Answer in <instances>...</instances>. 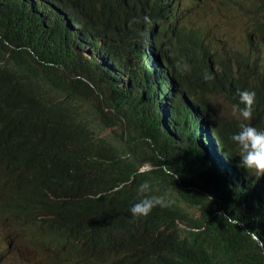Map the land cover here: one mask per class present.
Here are the masks:
<instances>
[{
	"label": "trees",
	"instance_id": "trees-1",
	"mask_svg": "<svg viewBox=\"0 0 264 264\" xmlns=\"http://www.w3.org/2000/svg\"><path fill=\"white\" fill-rule=\"evenodd\" d=\"M249 1L247 19L253 23L264 12V0ZM17 2L0 0V188L6 174L14 177L20 188L43 178L39 189L30 195L26 207L29 217L18 223L24 244L44 250L48 261L60 250L70 248L66 263L73 264L78 251L71 246L80 244L81 238L118 222L128 236L136 227L135 222L126 221L134 201L141 196H162L164 192L155 191L154 184L149 185L148 193L139 190V185L146 183L135 171L137 158L127 156L126 145L93 141L101 128L111 129L112 134L119 128L127 136L125 143L133 140L144 146L147 159L154 156L152 150H165L170 155L176 164L167 165L173 175L166 174L161 165L156 167L162 183L186 180V187L195 184L205 196L212 197L208 200L182 191L173 202L162 198L164 206L154 207L146 216L149 229H169L170 235L160 239L166 255L187 250L193 264H264V221L234 210L221 199L222 184L211 170L189 166L185 161L166 134V118L156 116L140 93L143 62L136 47L122 40L107 50L97 49L95 52L102 53L105 60L99 65L90 62L81 49L71 48L68 62L63 63L60 56L54 60L55 67L42 65L34 53L37 60L13 45L22 43L28 34V15L16 11L9 38L8 24ZM177 28V24L156 28L153 39L158 41ZM38 50L46 58L57 56L50 45H39ZM212 73L217 76L212 77ZM167 74L165 67L156 72L157 77ZM262 74L263 59L244 53L241 58L217 61L213 54L207 64L180 81L182 88L199 101L204 118L220 128L230 121L217 113L212 97L232 104V94L252 78L256 85L258 79L254 77ZM202 128L208 129L205 124ZM235 168L225 171L231 173ZM235 179L229 181L232 187L243 182L240 177ZM256 186L261 188L259 183ZM97 194H101L99 200L104 205L87 197ZM191 207L199 209V218L188 215ZM0 227L6 230L3 223Z\"/></svg>",
	"mask_w": 264,
	"mask_h": 264
},
{
	"label": "clouds",
	"instance_id": "clouds-1",
	"mask_svg": "<svg viewBox=\"0 0 264 264\" xmlns=\"http://www.w3.org/2000/svg\"><path fill=\"white\" fill-rule=\"evenodd\" d=\"M249 9V0H18L8 24V35L10 38L14 31L16 11L28 15L31 20L28 34L22 43L13 45L36 59L32 56L34 53L40 64L50 67L56 66L54 60L60 56L63 63L68 62L72 57L68 52L71 48L81 49L90 62L99 65L105 60L102 53L95 52L97 49L107 50L122 40L131 42L143 62L140 93L147 98L149 108L156 116L166 118V134L180 149L185 161L192 167L209 168L213 177L222 184L221 199L234 210L240 214H253L264 221V74L254 77L261 81L260 85H254L252 78L232 94L233 103L230 105L233 112H237L236 118H226L230 123L220 128L204 118L199 101L182 88L180 81L182 76L193 74L215 55V47L211 46L207 35V26L210 24L208 14L223 19L236 29L250 27L254 31L248 36L247 46H243L240 51L232 50L228 58H241L245 53L252 59L264 60L261 54L264 42L259 41V38H264V12L258 14L253 23H249ZM170 24H177L178 28L158 41L153 39L156 28ZM49 38L55 42H50ZM39 45L54 47L57 56L44 57L38 50ZM161 67H165L168 74L157 77L156 72ZM35 76L42 80L41 76ZM99 97L102 98L101 95ZM203 124L208 129H203ZM103 130L108 129L101 128L93 141L124 144L127 156L137 158L135 171L142 174L146 183L139 185V190L143 194L148 193L149 185L154 184L155 191L164 193L159 197L141 196L134 201L128 211L130 218L126 221L135 222L136 227L130 229L128 236L122 231V222H118L103 232L81 238L73 264H193L187 257V250L166 255L160 239L162 235H170L169 229L151 230L145 218L154 207L164 206L163 199L173 202L179 199L182 191L200 196L204 194L195 184L186 187V180L161 182L156 167L161 165L166 174L173 175L167 165H176L165 150L150 149L154 156L147 159L140 142L132 140L125 143L127 136L122 135L121 131L119 135L117 130L114 134L102 135ZM193 138L197 141H193ZM136 154L143 156L138 158ZM231 166H235V170L226 172L225 168ZM243 174V182L238 187H232L230 179ZM143 176L152 179V182H147ZM42 181L43 178L36 184L20 188L18 181L6 174L1 184L0 221L9 237L16 239V250L20 246H27L18 223L29 217L26 207L30 195L39 189ZM257 183L261 188H257ZM166 191L172 194L168 195ZM100 196L87 197L104 205L105 202L99 200ZM194 210L199 213L197 217L192 213ZM187 213L193 218L201 216L196 207L189 208ZM226 219L235 223L231 217L226 216ZM180 225L183 224L178 223ZM69 250H60L50 261L44 255L45 264L68 263ZM137 250L139 253L132 257ZM44 257L28 262L16 256L13 260L0 261V264H44Z\"/></svg>",
	"mask_w": 264,
	"mask_h": 264
},
{
	"label": "rangeland",
	"instance_id": "rangeland-1",
	"mask_svg": "<svg viewBox=\"0 0 264 264\" xmlns=\"http://www.w3.org/2000/svg\"><path fill=\"white\" fill-rule=\"evenodd\" d=\"M209 21V25L207 26V35L208 40L211 42V46L215 47V57L217 60L223 59L224 61L227 60L228 55L232 54V50L240 51L243 46H247L248 36L254 31L250 27L236 29L235 27L228 25L223 19L219 17H212L210 14L207 15ZM257 40V37H255ZM264 46L261 48V54L264 56ZM237 54V53H236ZM212 100L217 105L218 113L230 120H234L236 118L237 112H233L232 105H230L224 98L222 97H212ZM88 103V100H85ZM103 135L110 134L112 130H103ZM120 130H117V134L119 135ZM156 189V188H155ZM198 190L200 193H203L199 188ZM169 195L172 192H167ZM204 197L212 198L209 194ZM193 215L197 217L199 215L197 210H194ZM10 235L6 233L3 228L0 227V261H6L9 259H15L16 256L20 257L21 259H25L28 262H34L37 257H44L47 255L46 252L27 247V246H20L17 250V241L15 238H10ZM8 244H10V249L8 248ZM16 246V247H15ZM54 252L50 253L52 255ZM41 255V256H40Z\"/></svg>",
	"mask_w": 264,
	"mask_h": 264
},
{
	"label": "bare ground",
	"instance_id": "bare-ground-1",
	"mask_svg": "<svg viewBox=\"0 0 264 264\" xmlns=\"http://www.w3.org/2000/svg\"><path fill=\"white\" fill-rule=\"evenodd\" d=\"M264 49V48H263ZM174 67L175 68H177V66H175L174 65ZM177 70V69H176ZM215 77V76H217V74L216 73H212V77ZM213 81V80H212ZM257 84H261V81L260 80H257V82H256V85ZM204 129V128H203ZM193 141H197L195 138H193ZM213 157H217V156H215V155H213ZM231 167H229V168H225V170H228V169H230ZM235 169H232L231 170V172H233ZM244 175H242L240 178L242 179V177H243ZM232 180H236L235 179V177H232L231 178ZM262 208H264V206L262 207ZM3 222L2 221H0V224H2ZM48 227V226H47ZM76 240H77V238H75ZM76 246H77V244H74V245H72L71 247H73L74 249H76ZM132 257H133V255H131ZM125 258H127V256H125ZM44 264H45V257H44Z\"/></svg>",
	"mask_w": 264,
	"mask_h": 264
}]
</instances>
